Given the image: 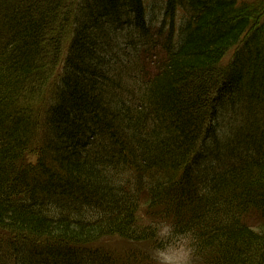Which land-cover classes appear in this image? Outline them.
<instances>
[{
    "label": "trees",
    "instance_id": "1",
    "mask_svg": "<svg viewBox=\"0 0 264 264\" xmlns=\"http://www.w3.org/2000/svg\"><path fill=\"white\" fill-rule=\"evenodd\" d=\"M145 1L0 0V264H264V0H161L153 74Z\"/></svg>",
    "mask_w": 264,
    "mask_h": 264
},
{
    "label": "rangeland",
    "instance_id": "2",
    "mask_svg": "<svg viewBox=\"0 0 264 264\" xmlns=\"http://www.w3.org/2000/svg\"><path fill=\"white\" fill-rule=\"evenodd\" d=\"M253 1V0H249ZM146 12H147V21L149 23V26L151 27V35L152 39H154V42H156V45H152L154 47L153 50H151L149 53H146V55H139L140 59V66L143 68V71L146 73L153 74L158 67H160V62L162 59L165 57L164 54V49L166 47V42H167V32H165L166 36H161L160 32V23L162 21V16H161V0H146ZM182 24V18L179 16L176 19L175 23V28H174V33H173V40L175 41L177 33H179V30L181 28ZM151 46V47H152ZM29 160L35 162V157H30ZM171 221V220H170ZM249 224L252 226L257 225V221L254 219H251L249 221ZM104 245L108 250L113 251L116 253L118 256H120L123 259L128 258L130 254L134 251L141 250V252H146L149 255L151 254L152 248L146 245H140L139 247H134L130 245V243L120 240V239H115L111 242H107ZM194 264H202L199 260L196 258L194 259Z\"/></svg>",
    "mask_w": 264,
    "mask_h": 264
},
{
    "label": "clouds",
    "instance_id": "3",
    "mask_svg": "<svg viewBox=\"0 0 264 264\" xmlns=\"http://www.w3.org/2000/svg\"><path fill=\"white\" fill-rule=\"evenodd\" d=\"M161 246L152 249L153 264H194L196 238L192 231L177 232L174 222L152 224Z\"/></svg>",
    "mask_w": 264,
    "mask_h": 264
}]
</instances>
